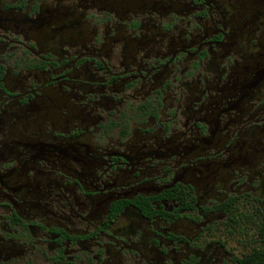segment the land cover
<instances>
[{"label":"flooded vegetation","instance_id":"obj_1","mask_svg":"<svg viewBox=\"0 0 264 264\" xmlns=\"http://www.w3.org/2000/svg\"><path fill=\"white\" fill-rule=\"evenodd\" d=\"M264 257V0H0V264Z\"/></svg>","mask_w":264,"mask_h":264},{"label":"trees","instance_id":"obj_2","mask_svg":"<svg viewBox=\"0 0 264 264\" xmlns=\"http://www.w3.org/2000/svg\"><path fill=\"white\" fill-rule=\"evenodd\" d=\"M255 264H264V257L260 258V260H256Z\"/></svg>","mask_w":264,"mask_h":264}]
</instances>
